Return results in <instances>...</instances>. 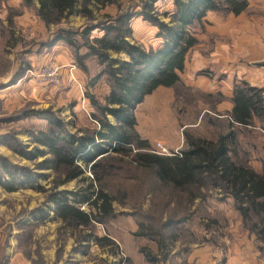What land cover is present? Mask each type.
<instances>
[{"label":"rangeland","instance_id":"rangeland-1","mask_svg":"<svg viewBox=\"0 0 264 264\" xmlns=\"http://www.w3.org/2000/svg\"><path fill=\"white\" fill-rule=\"evenodd\" d=\"M116 1L121 9L137 13L144 0ZM36 7V0H30L29 5L23 0H0V89L14 87L1 93L0 160L44 175L32 186L12 193L0 188V264H107L125 262L127 257L132 262L146 261L139 253L141 249L155 257L154 263L220 264L231 255L232 248L244 244L264 259V243L243 227L232 200L216 191L204 202L195 203L192 216L181 226L177 240L169 245L164 256L158 254L155 242L133 236L138 227L128 207L114 205V219L94 224L93 236L117 242L118 255L106 241L97 245L85 232L63 227L52 212L48 213L54 175L34 169L47 156L28 161L13 151L16 146L12 143L17 140L32 151L35 147L32 138L47 129L45 119L49 114L61 119L69 132L76 131L68 125L70 121H75L77 130L95 129L91 118L94 109L86 94L102 103L108 86L100 76L96 60L86 59V70L81 75L85 108L80 105L76 114L70 112L69 106L77 101L81 104L82 98L78 99L75 92V98L66 96L70 87L63 83V78L68 66L55 56L56 50H52L55 45L43 48L51 40L54 28H47L38 20ZM153 8L159 20L167 22L162 14L172 11V0H160ZM106 11L114 15L117 7ZM71 24L78 27L79 20ZM130 27L132 35L128 41L132 44L144 50L159 46L156 27L142 17H133ZM191 32L197 44L186 55L179 84L158 89L136 109V129L153 147V153L157 142L170 153H179L186 147L185 134L212 139L225 132L230 95L236 84L246 82L264 89V0H248V8L238 16L209 13L201 23L191 27ZM93 35L100 33L94 31ZM69 53L73 58L70 49ZM50 66L60 67L54 83L41 76L42 70ZM67 75L71 82L77 83L75 76L71 77L70 72ZM95 79L96 85L91 87ZM4 102H13L14 110L4 106ZM235 132V161L245 157L250 165L259 168L264 123L256 121L254 128L240 131L237 128ZM73 185L66 182L58 185L57 190H77ZM203 248L209 249L206 255L196 250Z\"/></svg>","mask_w":264,"mask_h":264},{"label":"trees","instance_id":"trees-1","mask_svg":"<svg viewBox=\"0 0 264 264\" xmlns=\"http://www.w3.org/2000/svg\"><path fill=\"white\" fill-rule=\"evenodd\" d=\"M157 1L144 0L140 11L132 13L121 9L116 0H36L35 15L47 28H54L47 45L65 44L83 71L85 60L94 58L108 93L102 103L90 97L95 129L69 132L61 119L49 114L47 129L32 138L34 149L27 151L14 140L13 151L28 161L47 156L34 169L54 175L48 213L63 227L85 232L97 245L106 241L118 247L110 239L93 236L94 224L114 219L117 205L131 210L138 227L133 236L155 242L158 254L164 256L192 216L196 201L204 202L213 191L233 199L243 227L264 243V155L261 172L252 169L248 158L234 159L235 130L254 128L256 121L264 123V89L236 84L226 131L212 139L185 134L186 147L174 156L153 153L138 133L135 117L146 97L179 84L186 55L197 44L191 27L210 12L238 16L248 8V0H173V10L162 14L167 22L154 13ZM112 6L117 7L114 15L106 11ZM77 7L83 23L73 27L68 20ZM135 16L156 27L158 47L144 50L128 41ZM94 31L100 35H93ZM109 52L125 53L129 61L111 58ZM38 177L44 175L0 160V188L7 193L32 186ZM73 180L80 184L77 190H57ZM140 252L147 262H155L148 250Z\"/></svg>","mask_w":264,"mask_h":264},{"label":"crops","instance_id":"crops-1","mask_svg":"<svg viewBox=\"0 0 264 264\" xmlns=\"http://www.w3.org/2000/svg\"><path fill=\"white\" fill-rule=\"evenodd\" d=\"M158 1H160V0H158ZM157 1V2H158ZM156 2V3H157ZM155 4V3H154ZM172 5H173V0H172ZM77 10H78V7H77V9H75V12H74V14L69 18V20H68V24L69 25H72L73 26V24H71L72 22H74L75 20H79V25H81L82 23H83V19H81L78 15H77ZM173 10V9H172ZM171 12V11H170ZM170 12H168V13H170ZM211 13V12H210ZM164 14V13H163ZM209 13H207V15H208ZM229 14H231V13H229ZM206 15V16H207ZM233 15V14H232ZM206 16H205V18H206ZM235 16V15H234ZM204 18V19H205ZM38 20H40L39 18H38ZM43 24V23H42ZM44 25V24H43ZM78 25V26H79ZM45 26V25H44ZM46 27V26H45ZM51 27H53V26H49L48 28H51ZM156 39H159V38H156ZM129 42H130V40H129ZM160 42H161V40L159 39V44H160ZM131 43V42H130ZM132 44V43H131ZM55 46L52 48V50L54 49V50H56L54 53H55V56L56 57H58V58H61L60 60L62 61L61 63L62 64H66L67 66H68V68L69 67H74L72 70H68V68L66 69V70H64V78H63V83L64 84H66L67 85V87H70V89H68L67 91H66V96H68V95H73L74 97L73 98H75V93L77 94V95H79L78 96V99L80 98H82V101H81V104H79V102L77 101L76 102V104L74 105V106H69V110H71L70 112H72V113H74V114H76V110H77V108L79 109V106L81 105V108H85V100L83 99V96H84V90H85V87H84V82H83V79L81 78V75H82V72H84L83 70H81L79 67H78V65L75 63V60L72 58V56H70L71 54L69 53V49H68V47L65 45V44H63V43H56V44H54ZM44 47L43 48H45V47H48V45H47V43H45L44 45H43ZM109 56L111 57V58H116V59H119L120 61H124V62H128L129 61V57L125 54V53H119V54H115V53H113V52H109ZM48 60H50V59H48ZM77 65V66H76ZM185 68V67H184ZM184 71V70H183ZM68 72H70L71 73V77H73V76H75L76 77V79H77V83H74V82H71L70 81V78L68 77V75H67V73ZM182 74V73H181ZM180 74V75H181ZM96 82H97V80L95 79L94 81H91V87H93V86H95L96 85ZM64 87V86H63ZM10 88H14V87H11V86H7L5 89H0V100H2L3 99V97H2V95H1V93L2 92H5V91H7V90H9ZM75 92V93H74ZM108 93V92H107ZM232 93H233V89H232V91H231V95H230V98H231V96H232ZM86 96H87V98H88V100H89V104H91V99H90V97H92L91 95H89V94H86ZM3 105L4 106H6L7 108L8 107H10L11 106V110H14V105H13V102H12V104H5V102L3 103ZM90 107L93 109V107L90 105ZM230 109H231V103H230V105H229V107H228V111H230ZM108 118V120H109V122L110 123H113L114 122V120H113V118L111 117V116H108L107 117ZM46 120V122H47V119H45ZM19 121V120H18ZM13 121H11V123H12ZM68 125L70 126V128L71 129H73L74 131L75 130H77V127H76V123H75V121L73 122H69L68 123ZM260 153H261V156H260V159H259V168H254L253 167V165H250V163H249V165L252 167V169L254 170V171H256V172H261L262 171V163H261V159H262V157H263V155H264V152L262 151V144H261V146H260ZM19 159H21V158H19ZM50 173H52V171H50V170H48ZM69 182H73L74 183V185H73V189L75 190V189H77L80 185L77 183V181H75V180H73V181H69ZM219 195H221V194H219ZM225 198H228V199H231L232 200V202H233V199L231 198V197H225ZM208 199V198H207ZM206 199V200H207ZM197 203L198 202H200L199 200H197L196 201ZM246 240H245V238H244V243H246L245 242ZM115 242V241H114ZM115 244L116 245H118L117 244V242H115ZM119 250L120 248L119 247H117V248H115L113 251L115 252V250ZM197 250V252L200 254L201 252H202V254H204V255H206V253H208V251H209V249L208 248H203V249H196ZM168 252H169V250H168ZM116 253V255H118V251L117 252H115ZM114 253V254H115ZM140 254H142L141 252H139ZM128 259H126V261L124 262H119V261H115V262H108L107 264H163L164 262H161V263H151V262H147V261H134V262H132L131 260H130V258L129 257H127ZM85 264V263H84ZM164 264H168V263H164ZM197 264H209V263H205V262H200V263H197ZM210 264H212V263H210ZM220 264H264V259L263 258H260L259 256H258V252L255 250V249H253L252 247H248L246 244H244L243 246H236V247H234V248H232V250H231V255L230 256H228L227 257V259H226V261L224 262V263H220Z\"/></svg>","mask_w":264,"mask_h":264},{"label":"built area","instance_id":"built-area-1","mask_svg":"<svg viewBox=\"0 0 264 264\" xmlns=\"http://www.w3.org/2000/svg\"><path fill=\"white\" fill-rule=\"evenodd\" d=\"M74 67H69V71L72 70ZM60 71V67L58 66H50L42 70L41 76L47 79L48 82L54 83L55 79ZM154 151L157 155L160 156H174L178 154V152L170 153L166 147L162 144L157 142L154 146Z\"/></svg>","mask_w":264,"mask_h":264}]
</instances>
